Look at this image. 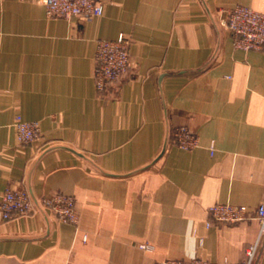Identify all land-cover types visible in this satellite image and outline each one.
Listing matches in <instances>:
<instances>
[{
    "label": "crops",
    "instance_id": "obj_1",
    "mask_svg": "<svg viewBox=\"0 0 264 264\" xmlns=\"http://www.w3.org/2000/svg\"><path fill=\"white\" fill-rule=\"evenodd\" d=\"M238 4L264 12V0H105L103 15L67 19L0 0V196L29 183L38 199L72 195L79 213L72 224L0 211V264L237 262L255 241L264 264L255 218L207 210L254 213L264 200V49L234 47L221 23ZM121 33L129 67L100 93L96 42ZM17 116L38 121L40 137L18 143ZM179 126L196 147L178 145Z\"/></svg>",
    "mask_w": 264,
    "mask_h": 264
},
{
    "label": "built area",
    "instance_id": "obj_2",
    "mask_svg": "<svg viewBox=\"0 0 264 264\" xmlns=\"http://www.w3.org/2000/svg\"><path fill=\"white\" fill-rule=\"evenodd\" d=\"M48 16H61L67 19L75 17L92 18L103 15L105 0H38ZM222 26L231 33L234 47L248 51L264 49V12L246 5H235L222 21ZM129 39L122 33L115 39H98L93 57V81L96 90L104 93L110 85L121 80L130 63ZM15 138L20 144H29L41 135L40 123L36 120H24L17 116L14 121ZM172 136L179 146L190 149L198 145V136L186 126L176 127ZM213 151V145L210 146ZM41 207L53 214L58 221L77 224L79 213L72 195L61 192L51 197L38 199ZM36 207L27 187L7 186L0 196V211L3 220L30 215ZM212 220L216 222H239L255 218L258 223V239L264 237V200L260 201L254 213L246 205L230 202L213 203L207 208ZM210 222H207L209 225ZM257 239V240H258ZM139 247L147 249V243ZM257 241L244 250V257L237 262L218 263L201 257L188 260L163 259L155 264H255Z\"/></svg>",
    "mask_w": 264,
    "mask_h": 264
},
{
    "label": "water",
    "instance_id": "obj_3",
    "mask_svg": "<svg viewBox=\"0 0 264 264\" xmlns=\"http://www.w3.org/2000/svg\"><path fill=\"white\" fill-rule=\"evenodd\" d=\"M162 76H163V74H161V76H160L159 79H161ZM167 138H168V132H167V135H166V138H165V142H164V146H163V149H162L161 153L163 152V150H164V148H165V145H166V143H167ZM49 149H50V148L46 149L43 153H45V152H46L47 150H49ZM69 150L75 152L76 154H78L79 156H81V157H83V158H86L83 154L78 153L77 151H75V150L72 149V148H69ZM43 153H42V154H43ZM161 153H160V154H161ZM42 154H41V155H42ZM160 154H159V155H160ZM159 155H158V156H159ZM89 161H90V160H89ZM147 166H148V165H146L145 167H147ZM145 167H142V168H140V169H138V170H142V169H144ZM27 190H28V193H29V195H30V197H31V199H32V201H33V203H34L36 209H37L38 211H40L42 214L46 215L44 209L41 207V205H40V203H39V201H38V198H37V197L35 196V194L33 193V190H32L31 185H30L29 183H28V186H27Z\"/></svg>",
    "mask_w": 264,
    "mask_h": 264
}]
</instances>
